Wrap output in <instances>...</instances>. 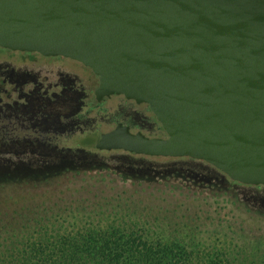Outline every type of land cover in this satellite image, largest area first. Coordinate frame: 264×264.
<instances>
[{"label":"water","instance_id":"obj_1","mask_svg":"<svg viewBox=\"0 0 264 264\" xmlns=\"http://www.w3.org/2000/svg\"><path fill=\"white\" fill-rule=\"evenodd\" d=\"M0 48L77 61L98 102L148 106L155 137L118 124L99 149L264 189V0H0Z\"/></svg>","mask_w":264,"mask_h":264},{"label":"rangeland","instance_id":"obj_2","mask_svg":"<svg viewBox=\"0 0 264 264\" xmlns=\"http://www.w3.org/2000/svg\"><path fill=\"white\" fill-rule=\"evenodd\" d=\"M6 55L79 67L62 57ZM13 60L0 58V123L14 129L9 138H0V217H119L127 228L150 230L159 245L192 230L196 240L185 239L187 247L204 254L230 247L229 264H264V189L231 182L202 161L77 147L78 139L73 138L77 130L93 131L97 144L103 145L97 134L107 132L118 114L124 115L122 119L136 117L140 129L150 115L130 111L113 99L104 112L90 111L79 121L75 115L84 113L92 99L79 69L19 68L12 66ZM12 80L14 85L33 81L45 85L16 88L8 85ZM42 91L49 99L46 105L39 97ZM41 123L45 133L39 136ZM140 132L148 138L156 134ZM133 219L139 224L131 227Z\"/></svg>","mask_w":264,"mask_h":264},{"label":"trees","instance_id":"obj_3","mask_svg":"<svg viewBox=\"0 0 264 264\" xmlns=\"http://www.w3.org/2000/svg\"><path fill=\"white\" fill-rule=\"evenodd\" d=\"M77 139L84 148L96 144L92 134ZM119 221V217H0V264H229L228 253H233L230 247L206 254L187 247L185 239L196 240L192 230L159 245L150 230L127 228ZM130 224L133 227L139 220Z\"/></svg>","mask_w":264,"mask_h":264},{"label":"flooded vegetation","instance_id":"obj_4","mask_svg":"<svg viewBox=\"0 0 264 264\" xmlns=\"http://www.w3.org/2000/svg\"><path fill=\"white\" fill-rule=\"evenodd\" d=\"M8 53H14V54L15 53H21V54L22 53H28V54H37V55H40V54H38V53H30V52L10 51V50H6V49L0 48V58H7V59H13L14 58V60L11 62V64H12V66L19 67V68H35L36 69L37 67L42 66V65H51V66L56 67L58 69H60L59 67L79 69L81 71L80 74H82L84 76V78H85V85H90L89 93L92 95V99L89 100L84 106L85 107L84 113L80 112V113H77L75 115V118H77L79 121L82 120V118H84V115L89 113L90 111H94L96 113L104 112V105L107 102L112 101L113 99H119L126 106V108H129L130 111H138V112L139 111H143L146 114L150 115L149 119H147V121H146L147 122V126H141V129H140L138 127L137 123H136L137 122L136 121V117L127 116V119H122V117L124 115L123 114H118L112 120H110V127H109L108 131L104 132L102 134H97V138H102V137L106 136L109 132L113 131L118 124H123V125L127 126L129 128V131H130V128L133 127V129H135L136 131H135V133H132L130 131V133H132V134L141 133L140 130H145V131L147 130L148 133H151V132L155 131L156 134H157V131H158L157 123L155 122V118H154L153 114L150 112V110H149V108H148V106L146 104H144V103L138 104L134 100H127L122 95H112V96H109V97H104L100 102H98L96 100V98H95V90H96V88L98 86V79L88 67H85L81 63L72 60V61H74L75 63L78 64L79 67H76V66L57 64V63L46 64V63H41V62H37V61H33V60L20 61V60L16 59L15 57H11V56L8 57L6 55ZM40 56L44 57V58H58V57H61V56H42V55H40ZM62 58H65V57H62ZM65 59H69V58H65ZM69 60H71V59H69ZM83 67L86 68V69H83ZM30 72L31 71H28V73H30ZM14 73H16V72H14ZM13 83L14 82L12 80V81H10V83L8 85H12L13 86L14 85ZM0 84H2V83L0 82ZM93 84H94V88L92 86ZM23 85H45V84H41L39 82H34L33 81V82H25V83H23L21 85H14V86L16 88H20ZM95 85H97V86L95 87ZM46 96L47 95H46V93L44 91H42V93L39 94V97L42 98L43 104H45V105H46L47 101L49 100ZM26 100H28V99L26 98ZM0 117H3V111H1V110H0ZM0 119H2V118H0ZM42 124L43 123H41V127H40L41 129H39V132H38L39 136H42L45 133V131H42V130H44V126H42ZM13 131H14V129H13L12 126H10L8 124H5V123H0V138H2V139L9 138L10 134H12ZM92 132L88 131V132H84V133L83 132L79 133L78 130H77L76 131V135L73 138H77V137L83 136L85 134H92ZM156 134L154 136L153 135L152 136L155 137ZM65 137H69V136L66 135ZM76 146L79 147V148H82V149L100 150L99 149V144H97V142H96V144H94L93 148H84V147L78 146L77 144H76ZM103 150L105 152H107V151H109V152L118 151V152H124V153L130 154V155H136L134 153L125 152V151H122V150H108V149H105V148ZM136 156H143V155H136ZM145 157H148V156H145ZM152 158H154V157H152Z\"/></svg>","mask_w":264,"mask_h":264}]
</instances>
